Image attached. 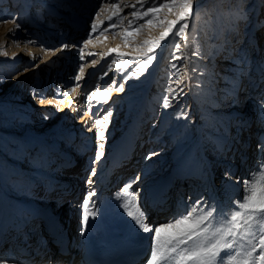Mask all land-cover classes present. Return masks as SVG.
Here are the masks:
<instances>
[{"label": "rangeland", "instance_id": "1", "mask_svg": "<svg viewBox=\"0 0 264 264\" xmlns=\"http://www.w3.org/2000/svg\"><path fill=\"white\" fill-rule=\"evenodd\" d=\"M22 2L25 3L24 8H20ZM106 2L107 0H15L14 3H11V0H0V86L3 89V101L1 103H3V112L8 115V126L12 131L17 130L15 133L23 134L22 138H17L16 135L13 136L12 131H10L5 137H7L9 142H15L18 146H25L28 151L29 147L33 148V141H37L39 138L38 136L44 134H42L44 129L51 128V131L55 133L52 135L56 138L55 142L51 143V145H45V150H49V157L46 160L50 163V159H54L55 162L62 146L59 140H68L67 142H71L72 147L77 146L80 137L78 127L85 119L88 120L91 117L89 119L91 121L87 126V135H81L85 139L84 155H87L88 158L90 157L91 160L89 170L84 176L85 181H87V176L91 173L96 160L95 158L100 151L98 143L103 142L99 140V130L94 124L95 121L103 120L106 114L111 113L112 118H109L106 123L108 125L111 121H114L117 125L111 131V135L108 136V138L112 137V139L109 141L108 148H106L108 150V155H104L105 159H103V165H105L106 168L110 167V164H116V162H118L117 157L120 149L126 148L127 145V149L132 148V145H130L131 143H129L131 140L137 137H143L142 140L147 141L154 135H157L158 127L152 134L153 128L157 123L160 125L158 134L162 136V140L167 143V146L164 147L162 144L163 141L159 142V144L150 141L146 144L144 152L148 154L150 148L154 147V145H159V150L162 149V151H164L166 149V151L169 152L171 149L170 152L174 153L173 157L165 156L164 162H168V164L163 169L162 173L158 175H170L169 178H176L179 174L184 172L183 162L186 158H190L195 168L193 171L196 170L194 172L196 175L199 170L204 169L206 166L210 167L207 162L212 161V167L204 171L207 180L203 183L200 181L201 183L199 186L201 192L194 198L196 203L194 207L199 204L201 210L205 212L215 207L217 220L222 222L229 213L237 209L235 201L239 197H244L245 194L244 178L241 177L238 182L235 175H232L235 178V184L237 186L234 185L230 178H223L225 174L229 177L234 170L233 166L222 163L230 160L233 154L228 151L231 144L230 136H232L230 130H234L236 121H242L240 129L245 130L246 126L244 125L247 123L244 118L248 115L253 116V120L256 117H264V103L260 102V97L256 96V98H254L253 95V100L256 99L254 106L252 105L253 101H248L246 104L244 100L242 101V98L240 100L239 95L242 93L241 89H244V87L242 88L239 86L238 88V80L236 79L241 76H243V79L248 73L253 71L257 59H259L260 64L264 66V0H195L193 5L195 18L190 22L189 31L190 33H195L196 44L199 46L200 55L192 54L195 45L190 44L189 48L185 49V53L188 54L187 60L176 59L175 57L181 55V53H174V44L179 42V38L173 35L160 42V47L155 51V60H153L152 64L146 71H143V73H141V71L135 73V69L137 68L135 61L137 58L143 60L146 54H152L149 52V49L155 41L159 40L161 34L167 27V23L160 24L154 21L153 24L148 25L144 20H136V18L131 15L134 9L125 7V5L122 4L121 8L123 11L121 15L126 16L127 19H124L122 23H117L116 27L113 28L111 27V22L108 20V17L112 14L111 9H105L104 12L101 13L99 21L95 19L97 12ZM125 3H136V0H125ZM146 6L147 5H145V7ZM137 7H139V5H137ZM57 10H62L63 14H65L63 17H68L69 19L72 12H75L77 21L81 22V24L79 23L80 27H77L78 29L82 27V30L79 29V31H74V23L71 22V24H63V35H60V32L57 33L58 31H53V53L44 56L46 57L45 61L52 63L55 59L65 57L64 60L57 61L59 65L56 71L53 70V74H56L58 71L65 72L67 67L71 68V72L75 70V72H73L75 73L74 76H80L79 69L81 67H83L84 72L83 75L80 76V79L77 80L76 91H71V98L69 95H65L64 86L57 92L55 89H51L48 94H46L49 100L57 98V100L64 101L63 109L59 113L54 110L53 113H49V105L47 103L43 105L44 107L39 109L35 108L31 111L30 108H33L34 105L30 93L32 92V96L40 99L42 94L40 93L41 95H39V92L41 88L44 89L46 85L44 79L48 76L51 68L50 66H46V68L43 69L41 83H39V81H33V83L31 82L25 85L24 82L20 86L21 79L18 81V74H25L29 69L38 67L40 61H35L33 64H30V62L23 63V59L21 58L16 63L15 69L12 66L8 67L14 62L15 58L20 55V52L23 51V48L19 51L12 50L11 48L16 47V41L20 42V44H24V41L31 42L32 40L28 37L36 35L35 32L32 34L25 33L26 28L29 26L30 15L40 16V14H42L43 18H46L44 15L47 12L54 13L57 12ZM37 12L41 13L38 14ZM175 18V15L168 13L167 10H162L160 14V19L165 21L174 20ZM115 19L114 17L113 20L115 21ZM13 20L15 23L11 22ZM3 21L9 22L3 23ZM61 21L65 22L66 19L63 18ZM130 21H133L131 26L129 24ZM94 22L98 25L96 33L92 32L91 27ZM139 24H144V27L140 28L139 31H135ZM17 25H19L18 28ZM253 27H256L254 32H257L259 36V39H256L257 41H255V43L260 40L261 44L260 52L256 51V55L259 57L255 56L253 52L255 44L253 42L252 32H249ZM44 28L46 27L36 28L38 37H42ZM53 28L56 29L55 27ZM30 29L33 31L35 27H28L27 30L30 31ZM104 29H107V31H104ZM126 30L132 31L134 34L132 36H127ZM101 32H103V34H101ZM77 33L81 34L78 38L79 40L73 42L72 37ZM228 36L230 37L229 40L227 39ZM89 39H91L92 42L88 43L87 47H84ZM38 43L41 42L39 41ZM65 45L68 47H64ZM229 47H232L231 52ZM114 49L116 51H112ZM5 51L7 55L3 54ZM81 53H83V59H81ZM90 53L92 54L90 55ZM119 53L125 55L121 56ZM27 54L28 52L25 53L26 56ZM41 55L42 53L37 56V59H39ZM224 58L227 59V64L219 63L222 61L221 59L224 60ZM65 60L68 61L65 62ZM60 65L63 66V68H61ZM112 65L115 66L112 67ZM121 65H123V67H121ZM173 65H175V67H173ZM111 70H113V72ZM253 74L254 72H252V75ZM179 77L183 79V83L179 86L180 89H183V92L177 99L172 100L170 107L165 108L163 107L162 101L168 95V86L171 85L173 88H177L175 81ZM116 79H118V82L115 84L116 88H119L120 82L126 79L130 82L129 84L131 86L133 85L132 87H135L132 89V91L134 90L133 92L130 91L131 94L129 92L123 96L126 97V100L122 101V97H119V94H113V92L110 91V87ZM246 79H248V77H246ZM72 82L73 81L70 80L68 81L69 84ZM252 82H254L253 86H255V88L258 87L259 81L257 77L255 78L254 76L253 79L250 80L248 86H251ZM34 84H37V87L32 89ZM189 84L192 85V88L189 87ZM71 87L72 86H70V88ZM235 88L236 91L238 88V94L236 96H234L235 93L233 92ZM180 89L177 88V91L179 92ZM106 91L109 93L111 92L107 96V102L99 103V100L104 99V97H100L99 94ZM93 92L97 93V96H93L92 100H88V95ZM251 93H253V91H251ZM115 95L118 96L116 97ZM168 98L171 99L170 96ZM217 100L224 103L218 104L216 102ZM236 100L239 101L234 105L233 103ZM79 101L83 102L85 106L90 104L93 107L90 109V117L89 115H84L80 123L76 115L81 116V114L84 111H88L89 108L85 106L81 107ZM69 102L72 105L71 107H69ZM194 104L196 106H194ZM245 104L246 107H244ZM254 107L256 110H251L250 112V109ZM46 109H48V111H44ZM36 111L37 113L35 114L38 115L40 119L35 122L34 117L29 114L30 112L33 113ZM113 112L114 114L112 115ZM181 113H183V115ZM47 118L50 121L53 120V122L41 121ZM40 123H42V125ZM17 125H20V127L18 128ZM131 151L132 149L130 152ZM130 155L134 157L132 152ZM242 156H244V154H242ZM3 164L4 160L0 157V181L5 187H10L12 183L14 184V181H11L13 177ZM205 164L207 165L205 166ZM240 166L241 165L236 166V171H240L242 168ZM143 167V164H141L136 172H140ZM211 169H213L214 172L212 181L209 177ZM222 172H225V174H222ZM151 173L152 171L147 172V174L150 175L147 176L145 182H147V187L153 190L155 185V181L153 180L155 176L158 175H151ZM219 178H222L225 182V186L219 193H215L210 188V184H212L213 181L216 182ZM216 184L218 183L216 182ZM86 186L84 182L81 185V187L84 188V193L80 203H83L84 196L88 192ZM139 190L140 187L136 189L133 188L134 193H139ZM208 193H211V196H209L210 194ZM176 194V196L179 197L178 193ZM183 196H186L188 199L189 193L187 192V194L185 193ZM136 199L139 204L138 198ZM215 199H217L218 203ZM234 199L235 201L232 202L231 200ZM213 200H215V202ZM211 201L214 204L216 203V205ZM108 202L112 203L106 201L107 204L104 203L101 206L102 209L99 208L94 216L95 218L100 217V219L95 222L96 230L91 237L92 240L87 254L99 253L107 248L120 249L127 247L138 243L144 236L145 232H143L139 225L127 214V210L123 209V203L121 205H115L114 203L113 205L110 204L112 205L110 209L112 210L111 212ZM177 202L176 200L173 202V207L169 211L168 219L170 218V220H174L192 209L187 206V208L180 210L182 214L175 216ZM233 203L235 205H233ZM53 206L57 208V210L60 209V206L57 207L58 204ZM208 208L210 209L208 210ZM140 209L142 210V208ZM113 210L117 211L113 212ZM143 211L144 209L142 212ZM98 213L99 215H97ZM75 219L76 218H74V220ZM47 256L49 257L50 255L48 254ZM56 256L58 255L55 253L52 257L56 258ZM221 256H225V253L222 252ZM81 257H83V255H81ZM149 259L150 257L144 264H148Z\"/></svg>", "mask_w": 264, "mask_h": 264}, {"label": "bare ground", "instance_id": "2", "mask_svg": "<svg viewBox=\"0 0 264 264\" xmlns=\"http://www.w3.org/2000/svg\"><path fill=\"white\" fill-rule=\"evenodd\" d=\"M12 2L14 3L15 0H11V3ZM24 4L25 3L22 2L20 8H24ZM37 13L40 14L41 12H37ZM63 15L65 14H63L62 10H57V12L54 13L47 12L44 15L46 16L47 20L46 18H43L42 14H40V16L30 15L28 27L30 28L35 27V29L33 31L32 29L28 31L27 30L28 27H27L25 33L32 34L35 32L36 35H32L28 37L32 40L31 42L24 41V44H20V42L16 41L15 44L16 47L14 46L15 48H11L12 50H18V51L23 48L24 52L21 51L20 55H18L15 58L14 62L10 64L8 67L12 66L15 69L16 63L21 58L23 59L22 60L23 63L30 62V64H33L35 61H40L38 67H33L29 69L27 72H25V74L22 75L18 74L17 76L18 81L21 79L20 86L24 82L25 85H28L31 82L33 83V81H37V82L39 81V83H41L40 81L42 79L43 69L46 68V66H50L51 68L49 70L48 76L44 79V83H46L44 89L41 88L40 92L38 91L39 95L42 94L40 96V99H37L35 96H32V92L30 93L34 105L33 108H30L31 111H33L35 108L39 109L41 107H44L43 105L47 103L49 105V111L48 109L44 111L53 113L54 110L55 112L59 113L63 109L62 108L63 104L60 103L61 100H57V98L49 100L46 94H48V92L51 89H55L57 92L58 90L61 89L62 86H64L65 95H68V93H71L72 89L77 87V80L75 79L77 76H74L75 73H73L75 72V70L71 72V68L64 66L67 67V70L65 72L58 71L56 74L52 73L53 70L56 71L58 68L59 62L57 63V61L64 60L65 57L63 58L61 57L60 59H55L54 62L52 63L45 61L46 57H44L46 55H50L51 53H53L52 52L54 47L53 31L54 32L58 31L57 33L60 32V35H63L62 34L64 28L63 24L67 25V23L71 24V22L74 23L73 24V28L75 27L74 31L77 30L79 31L80 29V28L78 29L77 26H79V23L81 24V22L77 21L75 17L76 16L75 12H72L70 19L68 17H63ZM63 18L66 19L65 22L61 21V19ZM41 27H46L44 28V32H42L44 37L43 35L42 37L37 36L38 31H36L37 30L36 28H41ZM53 27H55L56 29H54ZM80 30H82V27ZM255 30L256 27H253V29L249 30V32H252L253 42L255 44L253 52L255 53V56L259 57L258 55H256L257 54L256 51L260 52L261 44H260V40H258V42L255 43V41H257L256 39H259L258 33L254 32ZM80 35L81 34L79 33L74 35V37H72L73 42H77L79 40L78 38L80 37ZM227 39L229 40L230 37L228 36ZM39 41L41 43H38ZM229 50L231 52L232 47H229ZM27 52L28 54L26 56L25 53ZM41 53H42L41 57L37 59V56ZM221 60L222 61L219 63L227 64L226 58H224V60L223 59ZM67 61L68 60H65V62ZM114 66L112 65V67ZM254 66L255 67L253 71H251L248 74L246 73L247 74L246 77H248V79H246V77L242 79L243 76H241L240 78H236L238 80V88L239 86H241L242 88L244 87V89H241L242 93L239 95L240 100L242 98V101L244 100L245 101L244 103L246 104L248 101H253L252 103L253 106L256 102V99L253 100V95L254 98H256V96L260 97L259 98L260 102L264 103V66L260 64L259 59H257ZM60 67L63 68V66L61 65ZM136 70L137 68L135 69V73L140 72L139 70H137L136 72ZM111 71L113 72V70ZM252 72H254L255 75L254 74L252 75ZM254 76L255 78L257 77L259 81L258 87L256 88L255 86H253L254 82L251 83V86H248L250 80H252ZM69 80L73 82L69 84L68 83ZM117 80L118 79H116V81L112 84L113 86L112 85L111 87L109 86L110 91H112L113 94L114 93L119 94V97L120 96L122 97L121 99L122 101L126 100V97L123 96L129 93L130 91H132V89L135 87H132L133 85L131 86L129 84L130 82H128L126 79L120 82V86L122 85L124 89L122 92H120L117 90L118 88H116L115 86V84L118 82ZM37 84L36 85L34 84L32 86V89L36 88ZM70 86L72 87L70 88ZM189 87L192 88V85L189 84ZM238 88L237 91L236 88L233 89V92L235 93L234 96L238 94ZM0 91H1L0 157L1 159L4 160L3 166H6V169H8V171L13 177L11 178V181H14V184L12 183L10 187H5L0 181V219H1L0 220V264H115L116 262H123L126 264H144L145 261H147V259L151 255V248L153 243L152 233H144V236L141 239V241H139L136 244L129 245L127 247H123L120 249L107 248L99 253L87 254V250L89 249L90 247L89 245L92 240L91 237L94 235L96 230L95 222H97L100 219V217H97V215H99L98 213L96 215L97 218L95 217L89 218V221L86 226L83 223L84 209L82 207L83 203H80V200L83 197V193H84V188L81 187L83 182L87 185L86 188L88 189L87 194L84 196V201L88 198L89 192L95 193V195L91 197V206H94L95 214L97 213V210L101 208V206L104 203H106V201L112 202V203L108 202L109 205L110 204L113 205V203L115 205L116 204L121 205L123 201L120 199V197L124 195L122 190L126 185L129 184L131 185L129 189L130 193H134L133 188L136 189L137 187H140L139 193H134V194L136 195V198H138L139 206H141L140 208H142V210L144 209L143 213L145 212V218L147 223L153 227L171 221L170 218L168 219V215H169V211L173 207V202H175V200L178 201L176 204L175 216L182 214L180 210L187 208V206H189L190 208H193L195 206L196 203L194 198L195 196L199 195V193L201 192V188L199 185L201 182L203 183L204 181L207 180L204 171L212 167L213 165L211 163L212 161L207 162V164L210 165V167L206 166L207 164H205L206 167L204 169L199 170L196 175L194 173L196 170L193 171L195 168L193 167L194 165L191 163L190 158H186V160L183 162L184 172L179 174V176H177L176 178L174 179L169 178L170 175H158L162 173L163 169L168 164V162L167 163L164 162L165 156L173 157L174 154L170 152L171 149L169 150V152L166 151V149L164 151H162V149L159 150L158 147L159 145H154V147L150 148L148 154L144 152L146 149V144L148 142L152 141L153 143L159 144V142L163 141L162 136L158 134L160 129L159 124L156 123L152 132L153 134L155 132V129L158 127L157 135H154L149 140L146 141V140H142L143 137L142 138L137 137L138 139L135 138L129 142L131 143L130 145H132L131 152L133 153L134 157L129 155V153H131L130 152L131 149H127L128 147L127 145L126 148H122L119 150L117 157L118 162H116V164H110V167L106 168L105 165H103V159H105L104 155H108V150L106 148H108L109 141L112 139V137L108 138V136L111 135V131L113 130V128L117 126L114 123V121L113 122L111 121L107 125V128L104 130V136L107 137L106 140L100 142V143H104V148H103L104 155L98 161L95 160L94 167L92 169V171L93 170L95 171V175H92L91 174L92 171H91V173L87 176L88 178L86 177L87 181H85L84 176L87 174V171L89 170V165L91 163V160L90 157L88 158L87 155L86 156L84 155L85 139L81 135H87V129H88L87 126L88 123H90L91 121L89 120L91 118L90 109L93 107L90 104L85 106L83 105L84 104L83 102L79 101L81 107L85 106L89 108V110L84 111L81 114V116L76 115L79 123L84 118V115L86 116L89 115L90 117L88 120L85 119L82 122V124L80 123L78 127V131L80 135L78 139L79 144L77 146L72 147L71 142H67L68 140L67 141L59 140L60 145H62L61 151L59 154L57 153L58 157L56 158L55 162L54 159H50L51 162L48 163L46 159L49 157L48 154L49 150L47 148H46L47 150H45V145H51V143L55 142L56 137H53L52 135L55 133L51 131V128L44 129V131L42 132V134L43 133L44 134L43 135L40 134L38 136L39 137L38 140L33 141L32 144L33 148L29 147L30 151L29 150L27 151L26 147L23 145L19 144L20 146H18L16 145L15 142H9L7 137L5 136L7 135L8 132L12 130L7 124L8 115H6V113L3 112L4 111L2 106L3 103H1L3 101V89L1 86H0ZM251 91H253V93H251ZM70 95L69 97L71 98ZM238 101L239 100H236L233 104L234 105L237 104ZM216 102L218 104L224 103L219 100H217ZM246 104L244 105V107H246ZM194 106L196 105L194 104ZM251 110L255 111L256 108L254 107L250 109V112ZM35 113H37V111L33 113L30 112L29 115L34 117V121L36 122V120H39L40 118ZM108 114H106L105 116H107ZM113 114L114 112L112 113V115ZM252 117L253 116L248 115L244 118V120H246L247 123V124L245 123L246 125H244L246 126L245 130L240 129V125L242 124V121L239 122L236 121V124H234V130H230L232 132V136H230L231 144L228 148V151L231 154L232 153L233 154L231 155L230 160H227L226 162H222V163H226L230 166H233L234 170L232 174L229 175V177L228 175L225 174V172H222V174H225L223 175V178L226 179L230 178L234 183V185L236 184H235V178L232 176L233 174L235 175L236 179H238L237 180L238 182L240 181L241 177L244 178V181L251 180L252 174L258 172L261 169V167L264 166V117L262 118L256 117L254 120L252 119ZM109 118H112L111 115ZM41 121L43 122L46 121L49 123L53 122V120L50 121L48 118ZM40 124L42 125V123ZM17 127L19 128L20 125H17ZM15 132H17V130L12 131L13 136L16 135L17 138H22L23 134H19ZM162 144L164 145V147L167 146V143L165 141H163ZM242 154H244V156H242ZM141 164H143L144 167L140 172L138 171L137 173L136 171L138 167L141 166ZM239 165H241L240 167L242 168L240 169V171L239 170L236 171V166ZM148 171L150 172L152 171L151 175H158L155 176L153 180L155 181L153 190L149 189L147 187V182H145L147 176L150 175L147 174ZM209 174H210L209 177L211 178L212 181V177L214 175L213 169L210 170ZM192 175L195 177H193ZM66 177H69L70 180L72 181V185L70 189L64 186ZM0 179H1V175H0ZM89 180H91L92 182L91 184L88 183ZM216 182L218 184H216ZM216 182L213 181L212 184H210V188L215 193H219L220 190H222V188L225 186V182L222 180V178H219ZM187 192L188 193L190 192L188 199L186 196H183V194L185 193L187 194ZM176 193H178L179 197L176 196L177 195ZM244 193H245V189H244ZM208 194H210L209 196H211V193ZM66 196L67 198L60 203L61 205L59 204L61 206L60 209L57 210V208H55L53 205H57L61 201V199L65 198ZM242 197H239L236 201L235 199L231 201L232 202L235 201L237 204L238 201H242ZM215 200L217 201V199ZM215 200L213 201L215 202ZM112 205L109 206V210L112 208ZM214 205H216V203ZM233 205L235 204L233 203ZM209 209L210 208H208V210ZM110 211L112 212V210ZM116 211L113 210V212ZM74 218L76 219L74 220ZM63 228H65L64 234L61 233L57 237L56 235L57 231L58 230L61 231V229ZM67 231H72L73 233L69 236L67 234ZM48 245L49 247L53 248V250H55L56 255H58L56 256V258L53 257V259L51 260H49L47 256L48 253L46 251L47 250L46 246ZM59 248L63 250V253L60 252ZM81 255H83V257H81Z\"/></svg>", "mask_w": 264, "mask_h": 264}, {"label": "snow or ice", "instance_id": "3", "mask_svg": "<svg viewBox=\"0 0 264 264\" xmlns=\"http://www.w3.org/2000/svg\"><path fill=\"white\" fill-rule=\"evenodd\" d=\"M194 2L195 0H136V3L126 4L125 0H107L97 12L95 19L99 21L101 13L105 9H111L112 14L108 20L111 22V27H116L117 23H122L124 19H127L126 16L121 15L123 11L121 5L124 4L125 7L134 9L131 15L136 20H144L148 25L153 24L154 21L160 24L167 23L159 40L155 41L149 49L152 54H146L143 60L137 58L135 61L137 70L143 73L155 60V51L160 47V42L173 35L179 38V42L174 44V53H181L175 57L176 59L187 60L188 54L185 53V49H188L190 44L195 45L192 54L200 55L195 33L189 31L190 22L195 18ZM145 5L147 6L145 7ZM162 10H167L176 18L170 21L160 19ZM8 22L3 21V23ZM11 22L15 23L14 20ZM132 23L133 21L129 22L130 26ZM18 27L19 25H17ZM91 27L92 32L96 33L97 23L94 22ZM143 27L144 24H139L135 31H139ZM126 32L127 36L134 34L132 31L126 30ZM91 42L92 40L89 39L84 47H87ZM3 54L7 55V52L5 51ZM119 55L125 54L119 53ZM81 59H83V53H81ZM83 72L84 69L81 67L80 76L83 75ZM80 76L75 79L79 80ZM175 83L179 88L183 80L177 78ZM177 88L168 86V95L162 101L163 107H170L172 100L177 99L183 92L182 88L179 92ZM117 90L122 92L123 86L121 85ZM72 91L75 92L76 89L74 88ZM70 94L68 93V95ZM109 94L107 91L100 93L99 96L104 99L98 102L106 103ZM93 96H97V93H91L87 99L92 100ZM169 96L171 99L168 98ZM60 103L63 104L64 101L61 100ZM71 106L70 103L69 107ZM181 114L183 115V113ZM110 115L111 113L103 120L95 121L101 141L106 140L104 129L107 128L106 121ZM98 147L100 151L95 158L96 161L104 155V143H100ZM91 174L95 175V171L93 170ZM88 183L91 184V180ZM130 187L129 184L123 188L124 195L120 199L123 201V207L127 210V214L139 225L141 230L153 234L148 264H264V166L252 174L251 180L244 181L245 195L242 201L237 202V209L229 213L222 222L217 220L214 208L205 212L200 209L198 204L179 218L153 227L147 223L145 215L137 203L136 195L129 191ZM93 195H95L94 192H89L88 198L82 205L85 226L89 218L95 216L94 206H91ZM222 252L225 253V256H221Z\"/></svg>", "mask_w": 264, "mask_h": 264}]
</instances>
